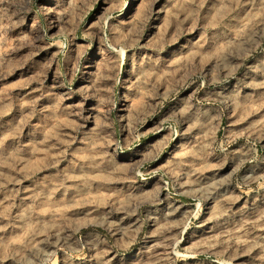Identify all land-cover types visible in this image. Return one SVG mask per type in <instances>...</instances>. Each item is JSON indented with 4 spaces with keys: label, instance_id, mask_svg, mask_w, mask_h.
<instances>
[{
    "label": "rangeland",
    "instance_id": "374dc122",
    "mask_svg": "<svg viewBox=\"0 0 264 264\" xmlns=\"http://www.w3.org/2000/svg\"><path fill=\"white\" fill-rule=\"evenodd\" d=\"M0 264H264V0H0Z\"/></svg>",
    "mask_w": 264,
    "mask_h": 264
}]
</instances>
